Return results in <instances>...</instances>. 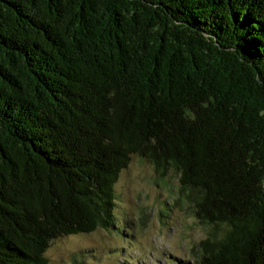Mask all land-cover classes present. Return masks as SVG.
<instances>
[{
  "label": "trees",
  "instance_id": "16d2710c",
  "mask_svg": "<svg viewBox=\"0 0 264 264\" xmlns=\"http://www.w3.org/2000/svg\"><path fill=\"white\" fill-rule=\"evenodd\" d=\"M132 155L206 228L190 264H264V0H0V264L122 230Z\"/></svg>",
  "mask_w": 264,
  "mask_h": 264
},
{
  "label": "rangeland",
  "instance_id": "374dc122",
  "mask_svg": "<svg viewBox=\"0 0 264 264\" xmlns=\"http://www.w3.org/2000/svg\"><path fill=\"white\" fill-rule=\"evenodd\" d=\"M177 187L172 170L161 175L132 155L115 183L113 218L122 230L54 239L45 251L47 264H190L206 228L176 200Z\"/></svg>",
  "mask_w": 264,
  "mask_h": 264
}]
</instances>
